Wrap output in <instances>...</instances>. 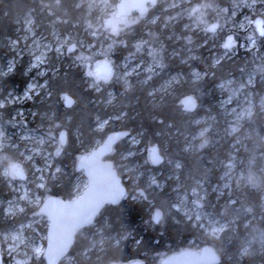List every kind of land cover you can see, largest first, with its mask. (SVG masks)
I'll list each match as a JSON object with an SVG mask.
<instances>
[{"label":"rangeland","instance_id":"374dc122","mask_svg":"<svg viewBox=\"0 0 264 264\" xmlns=\"http://www.w3.org/2000/svg\"><path fill=\"white\" fill-rule=\"evenodd\" d=\"M119 2L83 0L80 7L84 18L79 15V20L83 18V22L73 23L74 28L81 29L79 35L77 28L64 33L63 26L53 27L50 33L43 30L39 32L35 17L30 13L23 22V29L18 37L20 41L11 44L15 55L4 65L0 59V80L15 72L23 62L26 65L25 76L28 78L22 90L5 91L0 88V179L10 189L9 197L1 200L2 211L10 200L13 204L24 203L18 200L21 195L18 190L22 183L27 184L33 191L36 190L35 185L40 176L36 166L45 170L49 160L54 161L53 171L55 166H59L58 160L62 154L55 157L59 133L56 135L53 132L54 126L50 123V118L46 124H42L38 120L45 119V116L37 119V112L27 107L37 96H49L47 81L43 80L50 70L49 66L55 72L66 58L78 62L86 72V83L93 85L90 88L109 89L107 97L112 102L114 91L110 89L111 86L130 89L133 83L139 82L146 86L152 81L149 96L156 98L172 93L175 85L184 81L191 80L190 83L195 84L212 77V74L195 68L194 65L202 64L205 67L209 62L215 65L221 60L237 56L240 52L249 51L254 55L258 66L248 71L239 69L237 74H231L216 84L214 92L217 98L213 103L215 109L209 106L203 109L193 122L197 127L196 134L188 136L185 143L186 152L212 157L209 159L212 176L183 177L180 171L181 162L169 159H166L165 169L154 172L150 167V150L140 147L139 135H132L127 139V152H123L119 158L123 167H117L128 184L129 198L142 199V188L145 186L147 189L168 186L173 193V210L186 219L191 217L196 221V225L204 230L207 238L211 234L221 236L227 229L234 230L239 219L235 217V211L232 215L228 210L236 203L235 198L244 187L248 186L249 189H256L261 193V207L264 210V155L257 171H250L243 157L238 155L251 139L250 122L253 116L258 114L264 124V0H160L161 10L170 14L159 27L160 34L152 31L153 27L150 28L160 21L159 16H141L135 13L118 17ZM51 13L53 12L49 14ZM258 18L263 19L262 36L256 26ZM53 23H61V18H54ZM214 23L219 28L211 32L209 26ZM231 35L235 37L236 45L224 50L222 46ZM221 36L223 39L219 41ZM198 39L203 44L198 43ZM204 39L211 41L212 45L208 49L212 51L200 57L198 50L204 46ZM169 42L171 49L167 47ZM70 44L76 45L72 51H69ZM118 48H123V53L118 54ZM164 58L168 61L176 59L172 71L164 70ZM107 59L113 67V73L107 82H102L94 76V69L98 62ZM179 67H184L186 74L177 71ZM259 82L262 89L260 87L257 90ZM200 95V92L195 94L196 98ZM109 122L110 120H100L96 129L104 130ZM101 124L103 127H100ZM74 137L78 139V132L74 131ZM204 141L207 143L201 148L200 144ZM95 142L94 148L99 147L103 140ZM220 153L225 157L217 158ZM29 156L31 159H27L24 164L28 180H12L9 183L11 178L5 175V168L10 162H22ZM73 173L71 171L70 174ZM44 174L51 176L47 171ZM74 175L75 194L80 196L88 187V181L82 171ZM31 211L32 207L28 206L25 213L18 214L14 219L4 214V220L15 222V225L7 231L0 229V234L14 230L18 221H29ZM253 220L254 217L249 216L247 225ZM40 227L43 231L44 228ZM221 228L223 231H214ZM29 232L31 229L25 230L26 235ZM100 234L101 231L94 234L84 231L81 233V237L90 240L88 252L103 246L106 239H100ZM32 235L36 236V233L32 232ZM129 237L130 232H126L115 234L112 238L119 242ZM0 239L3 240V235H0ZM206 241L204 238L198 241L191 239L188 248L200 252L206 246ZM257 255L264 256L263 234L255 242L247 244L238 259Z\"/></svg>","mask_w":264,"mask_h":264},{"label":"trees","instance_id":"16d2710c","mask_svg":"<svg viewBox=\"0 0 264 264\" xmlns=\"http://www.w3.org/2000/svg\"><path fill=\"white\" fill-rule=\"evenodd\" d=\"M80 0H0V59L4 65L15 55L11 49L14 41H20L19 34L23 29V22L27 15H34L39 32L41 30L50 33L53 27L63 26V32L69 33L76 29L73 23H82L84 14L81 7L76 5ZM51 10V11H50ZM50 12H53L49 14ZM55 14V15H53ZM57 15V17H56ZM79 15L83 17L81 20ZM149 16H159V22L153 26L154 30L160 34L159 27L162 22L169 17V13L161 10V5L155 6L148 12ZM54 18H61V23H53ZM63 20V21H62ZM149 28V29H150ZM78 35L80 34L79 27ZM85 35V33H84ZM223 36L219 38V41ZM205 40V39H204ZM202 43L200 39L196 40ZM197 43V44H198ZM203 44V43H202ZM201 44V45H202ZM210 40L204 41V46L199 48V56L204 57L206 53H211L208 49L211 46ZM171 49L170 42L167 46ZM221 50V49H220ZM118 54L123 53V48H118ZM223 51V50H221ZM251 52H240L237 56L221 60L217 64L209 62L205 67L202 64L194 65L195 68L206 70L212 74L211 78H205L202 82L190 83L191 80L175 85L172 93L163 94L154 98L149 96L152 88L150 85H143L139 82L133 83L130 89L111 86L114 100L109 102L107 94L109 89L97 91L90 88L86 83V72L78 62H72L69 58L61 62L58 70L54 72L52 67L43 80L47 81L49 96L45 94L37 96L30 107L37 112L36 118L45 116V119L38 120L46 124L47 119L54 126L53 132L57 135L63 128H68L70 132H78V139L73 136L72 149L74 153L89 154L95 146L96 140H104L111 133L121 130L129 131L130 136H140V147L149 149L158 145L163 152L164 159L173 162H181V175L191 176H212L209 159L204 154H192L186 152L184 147L188 136H193L197 132V127L193 125L194 120L209 106L212 109L217 95L214 92L216 84L220 80L226 79L231 74L235 75L242 70H253L257 65V60ZM253 57V58H252ZM166 58V57H165ZM164 58V70H171L176 65V59L168 61ZM53 60H56L53 59ZM78 60V59H77ZM25 63L11 75L0 80V88L5 91L11 89L22 90L28 82L25 76ZM192 67V68H194ZM182 74H186L184 67L177 68ZM54 72V73H53ZM258 83L257 90L262 89ZM202 94L198 98L199 108L195 113L184 111L180 106V101L186 95ZM69 93L76 100L72 108H65L63 96ZM109 102V103H108ZM71 117V119H69ZM100 120H110L108 126L98 131L97 123ZM251 139L247 141L246 148L238 152L242 156L244 163L250 171H257L262 156L264 155V124L261 117L255 114L250 122ZM122 139L117 143L109 161L113 163L120 158L123 152H127V139ZM146 155V153H144ZM213 156V155H212ZM225 157L220 153L217 158ZM78 159L69 157L67 150H63L58 165L63 170L61 178L51 187V194L65 200L75 199L73 164L77 168ZM154 172L165 169V164L153 167ZM117 168V166H116ZM118 169V168H117ZM71 171H74L71 175ZM120 172V170H118ZM51 183V181L49 182ZM144 196L142 199H131L127 197L120 205H109L98 217L93 226L84 229L88 234L101 231L100 239L105 240L101 248H94L87 254V259H81V264H127L143 260L144 264H160L163 257L172 253L189 249L191 239L196 241L204 238L206 245L214 246L217 252L223 257L222 264H264V256H248L245 259H238L240 252L247 244L256 241L259 235H264V210H262L261 193L256 189L251 190L244 187L235 198L236 203L229 208L228 212L239 219L238 226L234 230L227 229L218 240H209L204 234V230L185 225L187 220L182 214L173 210V193L170 188L160 189L158 186L147 189L142 188ZM9 190L6 182L0 179V201L9 197ZM129 190V188H128ZM159 208L165 211L167 223L161 225L154 224L153 214ZM249 216L254 220L247 225ZM4 212L0 207V229L7 231L15 225V222H6ZM46 223V222H45ZM190 223V222H189ZM43 231L46 233L47 228ZM130 232L131 237L117 242L112 237L115 234ZM90 240L87 237L79 236L74 252H80L84 248H90Z\"/></svg>","mask_w":264,"mask_h":264},{"label":"water","instance_id":"95a60500","mask_svg":"<svg viewBox=\"0 0 264 264\" xmlns=\"http://www.w3.org/2000/svg\"><path fill=\"white\" fill-rule=\"evenodd\" d=\"M120 2L117 4V16H127L132 15L135 10L140 11V15L144 16L148 13V4L152 3L156 6L159 0H132L131 3H136L133 8L129 7V0H119ZM263 19L258 18L256 21V26L259 30V35H263ZM219 25L214 23L209 26L211 32L217 30ZM227 41L223 45V49L232 48L236 45L235 39L233 36H229L226 38ZM113 73V67L111 66L109 60H101L97 63L94 69V76L102 82H107ZM66 97L71 98V103H68ZM65 102V108H72L76 100H74L73 96L69 93L64 94L63 96ZM189 98L190 101H189ZM189 101L194 103V107L187 108L185 107V102ZM184 111H188L190 113H195L199 108L198 101L196 96L194 95H186L179 103ZM130 136L129 131L121 130L120 132L111 133V135L107 136L103 143L100 144L99 147L90 151L89 154H84L82 156H88L89 159L85 161L83 167H79L77 163V168L80 171H84L86 177L88 178V187L86 190L75 199L65 200L69 202H75L74 205L70 208L67 214L62 215V220L60 224L57 226L55 230V239L61 241L65 239L66 235L70 232L71 236L80 232L82 226L90 225L93 226L98 217L103 213L101 209H105L109 205H120L127 194L126 184L123 183V178L118 172L114 163L110 161H105L104 159L112 154V150L114 146ZM158 149L159 155L161 157L159 163H153L151 158V153L153 149ZM150 155L149 161L153 164V166H160L164 161V157L161 155L159 146L154 145L149 148ZM100 204L99 210L96 215L93 217L91 223H80L79 226H76L77 223L82 220L84 217L88 215V213L97 205ZM99 214V215H98ZM67 221V222H66ZM156 225H158L157 221L153 220ZM88 228V227H87ZM86 229V228H84ZM59 235V238H58ZM63 237V239H61ZM52 255L56 257L55 249L52 250ZM57 260L59 257H56ZM218 260V252L215 247L211 245H206L202 248L200 252L194 249H184L181 252L172 253L168 256L163 257L161 259L160 264H217ZM144 264L143 260H138ZM127 264H136L127 263Z\"/></svg>","mask_w":264,"mask_h":264},{"label":"snow or ice","instance_id":"6c2138e0","mask_svg":"<svg viewBox=\"0 0 264 264\" xmlns=\"http://www.w3.org/2000/svg\"><path fill=\"white\" fill-rule=\"evenodd\" d=\"M75 44L69 45V51L75 49ZM39 59V57H37ZM191 98H189L190 101ZM68 103H71V98L66 97ZM189 101L185 102V107L192 108L194 107V103ZM103 127V124L100 125ZM67 134L63 131L59 132L58 140L56 141L55 147V157H60L65 145L67 143ZM43 143V140L41 141ZM151 158L153 163H159L161 157L159 155L158 149H153L151 153ZM28 160L31 157H27ZM88 156H80L78 157V166L83 167L86 160H88ZM48 167L45 170H41L39 166L37 167V171H40V176L38 178L39 182L35 185L36 190L33 191L32 188L28 187L27 184H21V195L18 197L19 201H23L24 203H16L10 200L6 207L3 208V212L8 218H16L18 214H23L26 212L28 206H35L39 210L40 216L46 220L47 232L39 240H33V252L34 257L36 258H46L47 264H56L57 258L64 255L67 251L68 246L72 242V236L69 232L64 241L62 243H57L55 239V230L57 226L60 224L62 220V215L67 214L70 208L74 205L75 202L64 201L59 197L52 195L51 190L48 188V176L44 174V171L49 172L51 175L54 172H60V168L55 166L53 171L54 161L49 160L46 162ZM179 167V164H177ZM5 175L11 177L9 183L12 180L19 181H27L28 180V172L21 162H10L8 166L4 170ZM155 183V181H153ZM195 191V189H194ZM16 199V198H14ZM3 202L0 201V204ZM199 204V201H196ZM100 204L98 203L86 217L80 220L76 226H79L80 223H91L93 217L96 215L99 210ZM153 220L159 221L161 219V211L157 208L153 214ZM29 221H18L15 229H10L8 231L10 241L6 245H0V264H28V261L25 257L17 251L18 246L21 242L25 240V225L28 224ZM214 231H223L221 229H214ZM55 249L56 257L52 255V250ZM7 257V259H6ZM43 264V261H41ZM136 264H142V262L137 261Z\"/></svg>","mask_w":264,"mask_h":264},{"label":"clouds","instance_id":"9594fccd","mask_svg":"<svg viewBox=\"0 0 264 264\" xmlns=\"http://www.w3.org/2000/svg\"><path fill=\"white\" fill-rule=\"evenodd\" d=\"M81 3H83V0H81V2L76 5V7L79 8L81 6ZM153 3H155V0H153ZM93 35H95V33H93ZM92 86L93 85H90V87H92ZM96 90L100 91L99 88H97ZM111 99H114V97H112ZM69 119H71V117ZM61 131L65 132L67 134V137H68L67 143H66L64 149L67 150L69 157H71L73 160L78 159L79 153H74V151L72 149V139H73L74 133L70 132V130L68 128H63ZM206 143H207V141L202 142L200 144V147L203 148L206 145ZM113 151L115 153L116 150L114 149ZM26 162H27V158L24 161H22L21 163L26 164ZM113 163L118 168L123 167V165L119 163V159L116 161H113ZM58 167L60 168V172H58V173L54 172L48 178V188L49 189H51L52 185L55 184L57 181H59L61 178V174H62L63 170L61 169L60 166H58ZM73 167H74L75 171H77V172L80 171L79 168L75 167V164H73ZM50 181H51V183H49ZM31 207H32V211L30 213L31 219L29 220V223L25 225V230L31 229V232H29L28 235L25 236V240L20 243V245L17 248V251L20 252L25 257V259L28 261V264H41V261H43V264H47L46 258L34 257L32 241L37 240V237H39V239H40L44 235V232L42 231V228L40 226H42L43 228H46L47 225L44 222V219L40 216L38 208H36L35 206H31ZM102 211H103V209H101V212ZM160 211H161V219L159 221H157V223L164 225L167 223L168 214L165 211H163L162 209H160ZM198 219L199 218L197 217V220ZM183 223L185 225L190 226V227H196V221H193L191 219V217H188V219L183 221ZM89 226L90 225L82 226L81 231L76 233L75 235H73L72 242L68 246L67 251L64 253V255L59 257V259L56 261V264H81V260H78L77 256H80L81 259H87V253L89 251L88 248H84L80 252H74V249L76 248L78 238L81 235V233L83 232L84 228H87ZM32 232L36 233V236H33ZM0 235H3V240L0 241V245L8 244L9 243L8 241L10 240L8 232H4ZM208 239L209 240H218V239H220V236H219V234H211V235H208ZM222 261H223V257L218 252L217 264H222ZM10 264H11V262H10Z\"/></svg>","mask_w":264,"mask_h":264},{"label":"flooded vegetation","instance_id":"af4514ba","mask_svg":"<svg viewBox=\"0 0 264 264\" xmlns=\"http://www.w3.org/2000/svg\"><path fill=\"white\" fill-rule=\"evenodd\" d=\"M131 1H132V0H129L128 4H129V7H130V8H133V7L135 6L136 3H131ZM159 3H160V0H159L158 4H157L156 6H158ZM151 7H155V6H154L152 3H149V4H148V10H149V11H150V8H151ZM149 11H148V12H149ZM135 13H139V14H140V11L137 9V10L134 11L133 14H135ZM133 14H132V15H133ZM147 14H148V13H146V15H147ZM141 16H142V15H141ZM144 16H145V15H144ZM218 28H219V27H218ZM218 28H217V30H218ZM217 30H216V31H217ZM231 36H233V35H231ZM228 37H229V36H228ZM233 37H234V36H233ZM234 39H235V37H234ZM226 41H227V39H226ZM226 41H225V42H226ZM235 42H237L236 39H235ZM224 44H225V43H224ZM224 44H223V45H224ZM222 48H223V46H222ZM63 100H64V98H63ZM64 102H65V100H64ZM60 131H61V130H60ZM60 131H59V132H60ZM59 132H58V133H59ZM159 150H160V149H159ZM160 153H161V150H160ZM161 155L163 156L162 153H161ZM110 156H111V155H110ZM108 158H109V156L106 157L104 160H105V161H109ZM165 162H166V161H165ZM151 164H152V163H151ZM163 164H165V163H163ZM163 164H162V165H163ZM152 166H153V164H152ZM160 166H161V165H160ZM153 167H154V166H153ZM156 167H158V166H156ZM117 170H118V169H117ZM82 172H83V175H85L84 171H82ZM118 172H119V171H118ZM119 173H120V172H119ZM120 175L122 176L121 173H120ZM85 177H86V175H85ZM9 178H11V177H9ZM86 178H87V177H86ZM122 178H123V176H122ZM87 181H88V178H87ZM123 183L126 184V187H127V194H126V195H127L126 198H127V197H128V191H129V190H128V184L125 182L124 179H123ZM126 198H125V199H126ZM66 222H67V221H66ZM154 224H155V223H154ZM58 238H59V235H58ZM61 239H63V237H61ZM0 241H1V239H0ZM62 242H63V240L58 241V243H62Z\"/></svg>","mask_w":264,"mask_h":264}]
</instances>
